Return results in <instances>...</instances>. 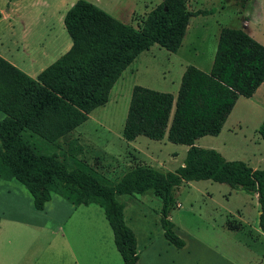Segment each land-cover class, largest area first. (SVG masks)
I'll use <instances>...</instances> for the list:
<instances>
[{
	"label": "trees",
	"instance_id": "obj_1",
	"mask_svg": "<svg viewBox=\"0 0 264 264\" xmlns=\"http://www.w3.org/2000/svg\"><path fill=\"white\" fill-rule=\"evenodd\" d=\"M213 13V9L187 11L185 0H161L135 30L77 0L62 18L70 48L35 79L0 58V113L4 115L0 120V179L20 184L36 211L42 210L51 193L75 206L101 208L122 264H136L137 255L117 196L152 192L161 202L163 238L181 249L184 242L169 221L170 211L176 208L173 190L182 183L209 180L255 195L258 227L264 234V168L252 169L193 145L201 137L217 136L235 101L250 98L264 81V46L244 31L221 28L209 72L187 65L174 98L137 85L131 88L121 138L130 142L138 136L151 141L165 137L171 144L186 146L182 165L172 172L136 166L109 184L79 160L72 159L67 167L55 155L37 154L22 137L28 131L47 143L62 138L105 105L113 84L140 53L153 45L175 53L189 19ZM256 133L264 141V119Z\"/></svg>",
	"mask_w": 264,
	"mask_h": 264
},
{
	"label": "rangeland",
	"instance_id": "obj_2",
	"mask_svg": "<svg viewBox=\"0 0 264 264\" xmlns=\"http://www.w3.org/2000/svg\"><path fill=\"white\" fill-rule=\"evenodd\" d=\"M43 1L46 6L43 5L42 8L19 5L20 19L17 20L19 23L14 26L15 29L11 32V36H8L9 27L6 22L0 23V44L12 55L26 62L24 48L21 47L15 51L13 45L15 40H20L24 46V37L22 38L18 34V27L25 26L29 29V24H31L33 35L28 38V43L42 40L46 43L44 47L46 50L45 61L49 65L69 49L70 45L66 46L69 37L58 19L59 15L77 0ZM84 1L104 11L117 21L139 30L147 14L161 0ZM3 7V0H0V8ZM185 8L190 12L213 9L214 13L206 18L192 17L188 21L187 33H185L180 44L181 47L175 55L156 45L151 46L147 51L140 53L124 70L114 83L107 103L94 109L83 124L53 143H47L28 131L22 133L23 139L37 154L55 155L67 167L72 165V159L79 160L109 184L116 183L126 171L136 166H149L162 173L172 172L180 166L184 159L183 150L185 147L183 145H174L166 140L151 141L144 137H137L135 143L129 145V142H125L121 138L120 123H122L126 102L129 101L131 88L137 85L169 93L174 98L176 95L175 85L178 80L177 73L180 69L178 65L183 62L192 63V49L201 53V59L207 58L210 51L212 52L210 57H212L220 28L244 31L246 27L252 39L264 46V0H185ZM39 17L43 22L34 27ZM10 40L11 43H9ZM33 48H37V46L35 45ZM24 65L30 66V64ZM200 65L203 66V64ZM38 66L39 64H36L35 68ZM202 66L198 69L201 71L207 69V66ZM238 100L236 109L228 117L221 133L216 137H202L195 146L213 149L226 160H237L250 168L263 169L264 161L259 163L257 158L258 155H264V141L258 139L256 129L264 119V103L257 104L255 100L242 98ZM3 117L0 113V120ZM173 195L179 209L172 215L170 224L173 226L172 231L183 242L190 243V237L214 240L226 218L233 216L231 219L237 222L242 220L238 219L235 213L241 208H243V218L248 222L253 220V205L248 197H245L248 195L243 191H233L223 184L210 181L186 182L174 189ZM25 196L29 198L28 193L18 183L13 180L0 179V213L8 212V206L11 205V217L29 220L33 224L41 222L47 228H42L39 233H34L32 230V232L12 230L11 235L22 238L25 242L27 239L30 240L25 249L27 254L34 253L40 247L36 241L37 237H59L62 233L69 237L75 231L76 234L83 232L85 236L89 232L90 240L96 241L95 232L98 230L95 226L96 223L99 228L103 224L105 225L102 211L96 205H92V212L88 214L78 212L70 220L65 217L68 223L63 228L57 222L61 221L64 213L58 216L57 214L60 212L56 213L55 209L50 214L52 210L50 207L45 217L29 216L27 212L23 214V209H21V213L15 215L17 211H14L13 206L16 207L15 205H19V202L22 203L21 206L25 205ZM57 198L59 197L53 196L52 200H57ZM116 200L123 205L125 218L132 217L133 223L136 221V213L140 215L139 211L147 214L144 221L147 224L146 231L153 239V249L159 251L161 258L165 260L168 256H175L171 252L163 253L165 242L158 220L154 217V215L158 216V209L161 205L158 197L149 193L138 197L118 196ZM139 222H137L138 228H142V223ZM70 223L72 225H69ZM75 223L76 225H74ZM229 223L232 224V222ZM106 241L107 239L103 240V243ZM19 246L20 244L17 243L15 249L17 250ZM41 248L43 249L42 246ZM56 248L57 246L53 245L46 251L49 253V250H52L55 253ZM171 250L176 252L179 263L185 261L177 249L172 247ZM209 260L211 258H203L204 263Z\"/></svg>",
	"mask_w": 264,
	"mask_h": 264
},
{
	"label": "crops",
	"instance_id": "obj_3",
	"mask_svg": "<svg viewBox=\"0 0 264 264\" xmlns=\"http://www.w3.org/2000/svg\"><path fill=\"white\" fill-rule=\"evenodd\" d=\"M3 5L4 7L2 9L0 8V23L6 22V24L9 27L8 36H11V32H13V29H15L14 26L18 25L19 23V21H17L20 19L19 5H23V6L31 5V6H38L39 8H42L43 5L46 6V3L43 0H3ZM66 11H64V13ZM64 13L62 12L59 15L58 21L61 24H62V18H63ZM209 16L211 15L204 16V17L199 16V17L206 18ZM42 22H43L42 19L39 17L37 20V24L34 27H36L38 24H42ZM44 23L46 24L45 21ZM62 27H63V24H62ZM187 29H188V25L186 27V31ZM220 29L218 30V33ZM186 31L185 33H187ZM244 31L252 38L251 34H249L250 32L246 29V27ZM18 34L20 35V37L22 38L24 37V42H23L24 46L21 44L20 40H15L13 49L16 51L17 49H20L21 47H23L24 50L26 51V58H27L26 62H23L19 58L12 55L9 50H5L4 48H2L1 44H0V58H2L6 62H8L10 65L14 66L15 68H17L19 71L27 75L29 78L35 79V77L45 67L48 66L47 62L45 61L46 50L44 49V47L46 43L43 42V40L42 41H31L28 43V38L32 37L33 35L31 24H29V29L25 28V26L23 27L19 26ZM9 43H11V40L9 41ZM35 45L37 46V48H33V46ZM69 45L71 46L70 39H69V42H67L66 46H69ZM180 47L181 45L179 46V48L177 49L175 53H170V54L175 55L180 49ZM192 51H193V54H191L193 56L192 63L183 62L182 64L178 65L180 69L177 73L178 80L175 85L176 92L178 89L181 74L187 65L193 64L191 66L198 69V68H201L200 66H202L200 64H203L202 67L207 66V69H205L202 72L207 73L210 70V66H211L214 53L212 57H210L212 53L210 51V55H208L207 58L201 59V53H199L198 51L195 52L194 49H192ZM24 64H30V66H26ZM36 64H39L38 68H35ZM129 96H130V91H129ZM108 97H109V94H108ZM239 98H242V97H239ZM238 99L235 101L229 115L227 116L225 122L223 123V126H222L223 129L225 127L226 122L229 119L228 117L236 109L237 103L239 101ZM242 99H245V98H242ZM248 100H255L257 104L264 103V81L257 87V89L254 91L252 96L248 98ZM127 105H128V100L124 108L122 123H120L121 129H122V125L124 122ZM222 128L219 131L218 135L221 133ZM227 131L229 130L227 129ZM138 137H142V136H138ZM204 137H210V136H204ZM257 137L258 139H260L258 135ZM201 138L196 139L193 142V145L194 146L197 145V141H199ZM135 139L133 141H130L129 145H133L135 143ZM164 140H166L165 137H163L161 141H157V142H162ZM184 147L185 148L183 152L185 156L187 147L186 146ZM257 160L259 163L264 161V155H258ZM181 165L182 163L180 164V166ZM153 169L157 170L156 168H153ZM206 181H209V180H206ZM149 193L153 194L152 192L147 191L140 195H148ZM140 195L135 194V195L128 196V197H138ZM53 196L54 197L57 196L59 198H57V200H52ZM123 196H127V195H123ZM245 197L246 198L248 197L249 201L253 205L252 206V210L254 213L253 220L250 222L246 221L242 215L243 208H241L242 211L241 209L239 211L236 210L235 213H236V217L238 219L241 218L242 220L237 222L236 220L231 219V217L233 218V216H229V218H226L224 223L220 227L221 230H219L220 231L219 234L215 236L214 240H211L210 238L190 237V243L189 242L187 243L185 241L183 247L181 249H177L179 251L178 253L182 255L181 258L185 260L183 263L181 262L179 263L177 261L176 252L171 250L173 246L169 245L165 241L164 238L163 239H164L165 244L163 247L166 252L164 251L163 253L166 254L167 252H171L175 256H168L166 260L161 258L159 251L153 249L152 247L153 239H151V236H149L150 233L146 231L147 224L145 223L144 220L147 214H144L143 211H139L140 215L136 213V221L133 223V220L131 219L132 217L125 218L124 207L120 203L122 205L123 222L125 226H127L131 230L135 238V253L137 255L136 264H264V234L260 231L258 227V217H259L260 212H259V207L257 205L256 196L248 195ZM255 201H256V204H255ZM24 202H25V205L23 206H21L22 203L20 202H19V205H15L16 207L13 206L14 211H17L15 215L18 213H21V209H23V214L27 212L29 216L34 215V216L45 217L48 214V209L50 207L52 208V210L50 211V214L52 213V211H55V209H56V213L60 212L59 214H57L58 216H61L64 213L60 219L61 221L57 222L59 225H61L62 228L68 223L65 217H68V220H70L78 212L79 213L86 212L88 214L92 212L93 208L91 207H93L92 205H94V204H88L86 206H83V205L75 206L65 201L60 196L56 194H52V193L50 194L49 200L44 204L41 211H36L33 209L32 198L30 195H29V198H26L25 196ZM159 209H158V216L154 215V217L158 220V224H159ZM178 209H179V206L176 203V208L170 211L169 213L170 223L172 222V215H174L175 212L178 211ZM103 218H104V215H103ZM104 221H105V225L103 224L104 226L102 225L101 228L98 227V223H96L95 221L96 223L95 226H97V229H98L97 232H95L96 233L95 238L97 239L96 241L90 240L89 232H87L85 236L83 232L76 234L77 232L75 231L73 232L74 234H72V236H69V237L64 235L63 233L59 237H49V238L37 237L36 241L40 247H38L34 253L27 254L25 252V249L27 248L28 246L27 243H29L30 240L27 239V242H25L22 240V238L11 235L12 230H20L23 232L27 230L30 232L33 231L34 233H39L40 230H42V228H45V229L47 228L44 227V223H41V222L33 224L32 221H29V220L27 221L21 218L18 219L17 217H11V205H10L8 206V212L0 213V264H122L121 258L119 254L117 253V251L115 250V247L113 245V241H112L113 248L111 246L112 233H111V230L105 218H104ZM139 221L142 223V228H138L137 222ZM229 222H232V224H230ZM72 223H70L69 225H72ZM88 224L89 223L87 222V225ZM74 225H76V223ZM95 230H96V227H95ZM161 232H162V229H161ZM162 237H163V232H162ZM106 239L107 241L103 243V240L105 241ZM17 243L20 244V246L16 250L15 246L17 245ZM105 244H107V247H105ZM53 245L57 246V248L55 249V253L52 250H49L50 252L48 253L46 249H48L49 247ZM96 245H98V247H96ZM41 246L43 247V249L41 248ZM205 257L211 258V260L204 263L203 258Z\"/></svg>",
	"mask_w": 264,
	"mask_h": 264
}]
</instances>
